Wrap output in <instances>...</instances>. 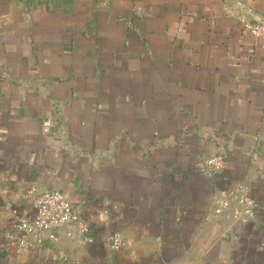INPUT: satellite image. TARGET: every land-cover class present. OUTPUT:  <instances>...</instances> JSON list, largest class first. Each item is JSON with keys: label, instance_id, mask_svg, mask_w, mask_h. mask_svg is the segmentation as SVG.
I'll return each mask as SVG.
<instances>
[{"label": "crops", "instance_id": "0c3cea01", "mask_svg": "<svg viewBox=\"0 0 264 264\" xmlns=\"http://www.w3.org/2000/svg\"><path fill=\"white\" fill-rule=\"evenodd\" d=\"M244 22L264 0H0V264H264V51ZM236 185L246 223L216 203ZM45 190L88 231L19 248Z\"/></svg>", "mask_w": 264, "mask_h": 264}, {"label": "built area", "instance_id": "2783aa9c", "mask_svg": "<svg viewBox=\"0 0 264 264\" xmlns=\"http://www.w3.org/2000/svg\"><path fill=\"white\" fill-rule=\"evenodd\" d=\"M243 29L264 51V23L244 22ZM225 162L218 155H205L196 162L198 172L218 174L223 171ZM219 207L230 209L233 220L246 223L255 216L257 204L248 190L242 185H236L228 192H222L216 198ZM35 214L33 218H20L14 226L15 243L19 248L39 246L59 227L78 225L79 231L86 234L87 225L81 222L78 212L74 211L68 199L57 190H45L33 201ZM107 243L113 250L121 248L123 242L118 234L107 238Z\"/></svg>", "mask_w": 264, "mask_h": 264}]
</instances>
